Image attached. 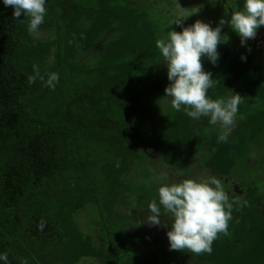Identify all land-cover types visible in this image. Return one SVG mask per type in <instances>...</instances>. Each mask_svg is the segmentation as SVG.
<instances>
[{
  "label": "trees",
  "instance_id": "obj_1",
  "mask_svg": "<svg viewBox=\"0 0 264 264\" xmlns=\"http://www.w3.org/2000/svg\"><path fill=\"white\" fill-rule=\"evenodd\" d=\"M45 9L38 30L54 34L36 39L26 30L28 18L13 17L0 3V252L8 264H80L82 257L117 264L133 242L115 236L125 220L116 210L129 199L123 176L144 152L172 167L176 179L194 177L196 169L225 188L233 182L227 233L217 235L210 253H189L201 259L197 264H264V189L231 179L244 158L259 148L264 153V58L225 51L207 70L210 98L241 96L230 128L192 120L182 106L147 140L138 119L154 99H164L165 87L162 77L142 82L139 74L159 56L148 14L113 0H46ZM101 39L92 61L87 53ZM34 66L58 74L54 88L27 84ZM206 146L211 150L200 161L196 151ZM92 205L97 229L82 216ZM153 259L147 252L125 264H158Z\"/></svg>",
  "mask_w": 264,
  "mask_h": 264
},
{
  "label": "clouds",
  "instance_id": "obj_2",
  "mask_svg": "<svg viewBox=\"0 0 264 264\" xmlns=\"http://www.w3.org/2000/svg\"><path fill=\"white\" fill-rule=\"evenodd\" d=\"M46 0H0L12 9V16L28 18L26 30L38 34L44 22ZM197 11V10H196ZM195 11V12H196ZM194 13V12H192ZM183 12L171 21L180 30H172L166 36L155 40V47L166 69L168 84L163 89V97L168 98L171 109L180 111L192 120L207 117L210 125L227 130L233 125L241 103L238 93L212 99L207 95L214 81L209 71L202 68L201 57L215 65L219 59L217 45L223 41L222 26L227 23L239 36L241 46L255 37L256 30L264 26V0H242V9L232 11L227 21L218 19L215 26L199 19L185 26L183 19L189 16ZM243 61L246 57L241 54ZM59 76L56 72H41L34 66L27 75L26 82L32 85L39 81L49 89L55 87ZM226 139V134L220 136ZM118 166V165H117ZM166 177L167 173L161 172ZM156 196L142 209L145 217L139 223L148 226L165 227V235L170 250H186L189 253H210L211 244L218 234H226L232 202L221 180L214 174L196 179L190 175L174 181L157 179ZM165 217L162 222L161 217ZM43 228V221L38 224ZM85 264H95L94 258L82 257ZM0 264H8L7 254L0 252Z\"/></svg>",
  "mask_w": 264,
  "mask_h": 264
},
{
  "label": "rangeland",
  "instance_id": "obj_3",
  "mask_svg": "<svg viewBox=\"0 0 264 264\" xmlns=\"http://www.w3.org/2000/svg\"><path fill=\"white\" fill-rule=\"evenodd\" d=\"M113 2L134 7L138 11H145L157 32L158 38L166 36L170 29L176 31L180 30L179 26L175 23L171 24V21L179 12H183L185 15L191 13L183 19V24L185 26L190 25L197 19L208 22L211 26H215L219 18L223 17L225 21H227L232 11L242 9V0H113ZM259 29H264V26L256 30L255 37L248 40L245 46H241L238 34L225 23L221 29V38L223 41L217 45V51L219 53L217 63L212 65L207 59L201 57V63H204L203 67L206 68L205 71L216 66L218 62L221 61L223 53H226L225 51H228L227 54L230 55L236 51L252 50L255 51L260 58H264V47H261L264 46V38L260 36V33L263 31ZM53 34L51 30H38V34L34 35L36 39H47L52 37ZM103 42H105V39L96 42L95 47L87 53L90 60L94 61L100 55L103 49ZM226 45L229 46L226 48ZM223 48H226V50H223ZM159 60L160 56L150 62L147 68L139 73L142 82L162 77L164 84H168L166 69L163 62ZM77 61L80 62L81 57L78 58ZM48 63L51 65L53 59L50 58ZM260 66L262 67V65ZM259 70L264 75V67L259 68ZM163 98L164 99L160 98V100L154 99L146 109V112L138 119V125L143 138L147 140L157 138L161 134L165 123L171 118L173 109L169 106L168 98ZM209 150H211L210 146L200 147L196 151L199 156L198 160H204L208 156ZM261 153L263 152H261L259 148L257 151L252 152L247 159L244 158L242 163L237 164L231 172V179L235 178L239 181L248 180L257 187L264 189V153ZM194 171L196 174L192 177L196 179H202L209 175V173L196 169ZM161 172L167 173V176H160ZM176 177L174 171L172 172V167L161 160H151L147 152L142 153L139 161L136 162L130 171L124 174L123 179L128 188L129 199L118 206L116 210V218L125 220L115 236L120 240L131 238L133 242L130 251L126 255H122L117 264H125L134 255L147 252L156 255L158 264H193L194 260L189 256V252L186 250L169 249L165 235V227L148 226L147 223H139L143 221L145 217L146 210L142 209V207L156 196L155 189L157 187V179L174 181L177 180ZM182 177L184 176L182 175ZM230 183L231 184H228L225 188L226 191L229 186L231 187L233 185V182ZM237 189H239V192L240 188L238 187L235 190ZM96 213V208L92 205L82 214L85 221H87L85 222L87 223L86 226L90 229H97L100 225V219H98ZM161 220L164 222L165 217L162 216ZM156 260L153 259V263H156ZM80 264H85V262L83 261ZM95 264L105 263H98V261H95Z\"/></svg>",
  "mask_w": 264,
  "mask_h": 264
},
{
  "label": "flooded vegetation",
  "instance_id": "obj_4",
  "mask_svg": "<svg viewBox=\"0 0 264 264\" xmlns=\"http://www.w3.org/2000/svg\"><path fill=\"white\" fill-rule=\"evenodd\" d=\"M259 30H261V31H263L264 29H259ZM237 187H235V189H236ZM238 192V191H237ZM228 193V195H229V191L227 192ZM238 193H240V192H238ZM262 211H263V218H264V209H262ZM230 240L232 241V242H234V243H237L238 241H239V236L238 237H236V233H233V234H231L230 236ZM234 237V238H233ZM193 260H194V262H193V264H197V262H199V260H201V259H197L195 256H193V255H189ZM201 262V261H200Z\"/></svg>",
  "mask_w": 264,
  "mask_h": 264
},
{
  "label": "water",
  "instance_id": "obj_5",
  "mask_svg": "<svg viewBox=\"0 0 264 264\" xmlns=\"http://www.w3.org/2000/svg\"><path fill=\"white\" fill-rule=\"evenodd\" d=\"M260 34H261L260 36H261V37L263 36V38H264V30H263V32H261Z\"/></svg>",
  "mask_w": 264,
  "mask_h": 264
}]
</instances>
